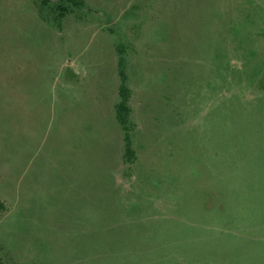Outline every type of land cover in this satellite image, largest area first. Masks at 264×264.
I'll return each mask as SVG.
<instances>
[{
    "label": "rangeland",
    "instance_id": "obj_1",
    "mask_svg": "<svg viewBox=\"0 0 264 264\" xmlns=\"http://www.w3.org/2000/svg\"><path fill=\"white\" fill-rule=\"evenodd\" d=\"M81 1L0 0V264H264V0Z\"/></svg>",
    "mask_w": 264,
    "mask_h": 264
},
{
    "label": "trees",
    "instance_id": "obj_2",
    "mask_svg": "<svg viewBox=\"0 0 264 264\" xmlns=\"http://www.w3.org/2000/svg\"><path fill=\"white\" fill-rule=\"evenodd\" d=\"M39 1V4L41 7H47L49 6L50 0H37ZM63 3H67V6L63 5L62 3L59 5H56V12L58 18H63L68 12V7H75L79 6L82 1L81 0H60ZM69 5V6H68ZM119 76L121 83L119 85L118 89V96L119 101L115 105V118L118 124L122 127L124 131V141H125V154L124 159L126 162H132L135 157V153L131 147V139L129 136V129H128V117L130 114V106H129V100H130V89L126 85V75L124 72L123 67V59L120 58L119 60ZM3 208V203L0 202V209Z\"/></svg>",
    "mask_w": 264,
    "mask_h": 264
}]
</instances>
